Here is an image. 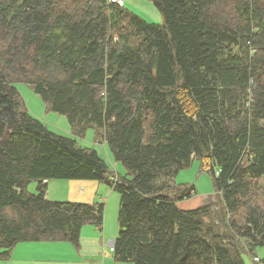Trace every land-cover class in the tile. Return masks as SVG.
Instances as JSON below:
<instances>
[{"label":"trees","instance_id":"obj_1","mask_svg":"<svg viewBox=\"0 0 264 264\" xmlns=\"http://www.w3.org/2000/svg\"><path fill=\"white\" fill-rule=\"evenodd\" d=\"M152 1L162 26L107 0H0V260L103 224L101 202L47 199L51 180L120 194L118 263L245 264L264 247V0ZM19 82L128 174L22 108ZM193 160L219 203L182 211Z\"/></svg>","mask_w":264,"mask_h":264},{"label":"rangeland","instance_id":"obj_2","mask_svg":"<svg viewBox=\"0 0 264 264\" xmlns=\"http://www.w3.org/2000/svg\"><path fill=\"white\" fill-rule=\"evenodd\" d=\"M122 1L124 9L135 14L145 22L154 25H163L162 15L152 0ZM23 63V56L19 55V57L15 60L14 65H22ZM30 66L31 64L28 63V61L23 64L22 68L25 73L22 74V79H33L36 77V75H38L31 70ZM39 76H45V74H40ZM15 87L19 92L20 99L23 104L22 108H26V110L32 115L43 121L51 131L59 134H65L73 138L76 141L77 146L95 151L97 155L101 157L117 174H128V171L123 167V165L112 157L108 149L105 147L102 139L97 137L96 131L94 129L89 128L81 135H77V133L75 134L73 131H71V127L66 117L50 111L44 102L33 92V90L28 88L25 83L19 82L15 84ZM74 131L77 132L76 129ZM174 182L177 186L187 185V187L192 186L194 188V193L189 198L183 199L176 203L179 210L192 211L219 203V195L214 190L210 173L201 171L199 168V162L197 160H193L188 168L181 170L174 178ZM102 186H104L106 192L104 193L101 190L97 194V199H102L101 203L105 206L104 220L106 216L107 218H111L108 220L112 221L114 231L117 235V214L120 194L116 191H113L107 184H102ZM35 187L36 182H31L27 189L28 191L33 192L35 191ZM107 228L109 230L111 229V225L109 223L107 224ZM254 256H257L258 260L262 259L264 257V247H256L254 249ZM243 259L245 264H259L247 252L243 253Z\"/></svg>","mask_w":264,"mask_h":264},{"label":"crops","instance_id":"obj_3","mask_svg":"<svg viewBox=\"0 0 264 264\" xmlns=\"http://www.w3.org/2000/svg\"><path fill=\"white\" fill-rule=\"evenodd\" d=\"M67 181H47L46 198L56 202H102V199H97L101 190L106 192L102 183L91 180ZM108 219L111 218L106 216L100 228L83 226L78 247L66 241L22 243L12 250L8 259L0 260V264H126L118 263L113 258V243L117 235L112 221ZM108 223L111 225L110 230L107 228ZM254 259L258 261L257 256Z\"/></svg>","mask_w":264,"mask_h":264},{"label":"built area","instance_id":"obj_4","mask_svg":"<svg viewBox=\"0 0 264 264\" xmlns=\"http://www.w3.org/2000/svg\"><path fill=\"white\" fill-rule=\"evenodd\" d=\"M107 2L118 3L119 5H122L121 0H107Z\"/></svg>","mask_w":264,"mask_h":264}]
</instances>
